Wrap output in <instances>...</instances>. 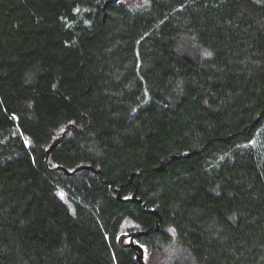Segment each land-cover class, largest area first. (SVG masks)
Returning a JSON list of instances; mask_svg holds the SVG:
<instances>
[{"label": "trees", "instance_id": "obj_1", "mask_svg": "<svg viewBox=\"0 0 264 264\" xmlns=\"http://www.w3.org/2000/svg\"><path fill=\"white\" fill-rule=\"evenodd\" d=\"M105 1L0 0V264H264V0Z\"/></svg>", "mask_w": 264, "mask_h": 264}, {"label": "water", "instance_id": "obj_2", "mask_svg": "<svg viewBox=\"0 0 264 264\" xmlns=\"http://www.w3.org/2000/svg\"><path fill=\"white\" fill-rule=\"evenodd\" d=\"M119 1L121 0H106L105 1V4H104V9L107 8L108 5L110 4H113V3H118ZM106 16V15H105ZM261 115L257 116L256 119H255V122H258L259 119H260ZM58 140H56L47 150V154L49 155L52 150L57 146L58 144ZM207 146H204L202 149H200L199 151L197 152H201L203 151ZM191 156V152L190 151H184V152H175L173 154H171L170 156L164 158L160 165L156 168L157 171H163L165 170L175 159H178V158H181V157H190ZM58 168H61L63 170H65V172L67 174H72L74 172H77V171H80L82 169H88V170H93L95 171V168L93 165L91 164H84V165H81L79 167H77L75 170L73 171H70L69 169H66L64 167H58ZM141 174V171H137V172H134L132 175H131V179L135 176V175H140ZM115 191L117 192V198L119 200H122V201H136L138 203H142L143 200L141 198H138L137 196V193H133L131 194L128 198H124L123 195H122V187L121 186H117L115 188ZM144 211L145 212H149V213H153L154 215L156 216H159V221L155 222L149 229L147 230H142V231H133V232H130V233H123L119 236V243L122 245V246H125V247H130V248H133L135 251H136V259L138 261L139 264H147L146 261H145V250H144V247L136 242V238L137 237H141V236H149L151 235L152 233L154 232H159L160 231V222L162 220L160 214H159V211L157 209H152L151 207L149 206H146L144 205ZM128 240V241H127Z\"/></svg>", "mask_w": 264, "mask_h": 264}, {"label": "rangeland", "instance_id": "obj_3", "mask_svg": "<svg viewBox=\"0 0 264 264\" xmlns=\"http://www.w3.org/2000/svg\"><path fill=\"white\" fill-rule=\"evenodd\" d=\"M133 225H134V223H132L130 221H128V222L125 221L120 234L127 232V228L132 227ZM144 249H145V261L147 264H163L164 256H162L158 253H155V252H150V250L147 249V246H144Z\"/></svg>", "mask_w": 264, "mask_h": 264}]
</instances>
